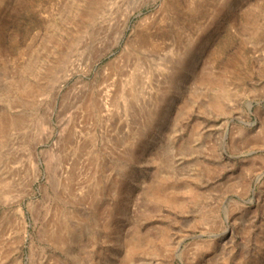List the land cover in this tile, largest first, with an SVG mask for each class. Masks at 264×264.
<instances>
[{
  "label": "rangeland",
  "instance_id": "rangeland-1",
  "mask_svg": "<svg viewBox=\"0 0 264 264\" xmlns=\"http://www.w3.org/2000/svg\"><path fill=\"white\" fill-rule=\"evenodd\" d=\"M0 264H264V0H0Z\"/></svg>",
  "mask_w": 264,
  "mask_h": 264
}]
</instances>
